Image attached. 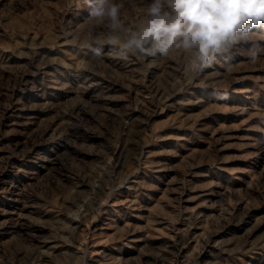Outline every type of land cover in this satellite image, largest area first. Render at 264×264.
<instances>
[{"label": "rangeland", "instance_id": "374dc122", "mask_svg": "<svg viewBox=\"0 0 264 264\" xmlns=\"http://www.w3.org/2000/svg\"><path fill=\"white\" fill-rule=\"evenodd\" d=\"M104 30L86 0H0V264H264V54L189 77L92 57Z\"/></svg>", "mask_w": 264, "mask_h": 264}, {"label": "clouds", "instance_id": "9594fccd", "mask_svg": "<svg viewBox=\"0 0 264 264\" xmlns=\"http://www.w3.org/2000/svg\"><path fill=\"white\" fill-rule=\"evenodd\" d=\"M88 16L104 31L87 33L82 46L94 58L109 55L127 60L160 56L187 59L186 76L211 67L221 57L230 67V54L241 44L252 47L241 54L255 65L264 47L258 31L264 27V0H144L141 15L129 23L120 0H86Z\"/></svg>", "mask_w": 264, "mask_h": 264}]
</instances>
